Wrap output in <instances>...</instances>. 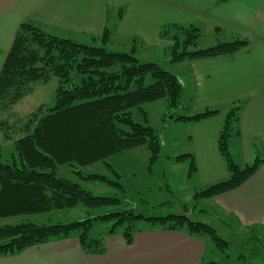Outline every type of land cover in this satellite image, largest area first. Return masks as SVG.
<instances>
[{"label": "trees", "instance_id": "16d2710c", "mask_svg": "<svg viewBox=\"0 0 264 264\" xmlns=\"http://www.w3.org/2000/svg\"><path fill=\"white\" fill-rule=\"evenodd\" d=\"M123 12L120 7L119 19ZM111 35L106 25L103 33L93 39L94 43H102L99 46L50 33L31 20L20 23L0 70V109L7 110L17 104L33 91L36 82L45 83L55 76L59 83L54 104L47 108L41 104L24 122L23 135L14 140L16 153L11 162L2 161L0 144V219L78 205L88 210L120 206L124 202L122 197L96 195L78 182L57 176L58 167H74L73 173L82 181H101L123 189L119 181L121 174L108 163L109 158L146 146L149 170H152L162 152L158 133L152 126L135 121L134 109L143 114L146 122L148 115L143 105L163 98L173 111L181 108L176 117L182 122H199L220 112L218 108H206L191 115L180 114L185 108V87L181 78L160 63L142 61L137 52L143 41L137 37L132 38L129 52L108 49L106 45ZM160 36L172 42L169 46L172 63L232 55L250 45L249 40L237 38L197 48L201 27L178 23L162 26ZM73 74L79 77V83L73 82ZM240 111L241 104L235 101L218 135V149L226 163L228 177L196 190V201L240 187L264 162L262 155L256 153L251 163L241 166L230 150L231 138L241 135ZM4 126L5 122L0 121V129ZM175 160L189 161V175L197 171L193 153L177 155ZM98 162L112 170L115 178L83 171ZM140 220L208 236L222 251L231 245L229 239L205 220L187 214L146 216L133 208H124L68 223L22 222L0 226V256L18 254L28 247L74 235L84 251L102 254L104 237L92 235L96 224L112 222L108 235L115 234L118 226H124L122 235L130 244Z\"/></svg>", "mask_w": 264, "mask_h": 264}, {"label": "crops", "instance_id": "0c3cea01", "mask_svg": "<svg viewBox=\"0 0 264 264\" xmlns=\"http://www.w3.org/2000/svg\"><path fill=\"white\" fill-rule=\"evenodd\" d=\"M120 7L124 9L121 19L118 18ZM24 20L83 43L93 42L107 25L112 32L108 44L120 47L125 43L123 47L131 50L132 38L137 37L143 41L138 52L169 47L171 40L162 38L160 30L165 24L173 23L199 26L200 37L206 36L213 43L237 38L249 40L247 49L232 55L181 62L189 67L179 77L190 85L191 102L196 100L193 113L206 108L220 110L216 116L199 122L181 121L188 130L190 148L186 153L194 154L197 166V171L188 176L198 178L197 190L228 177L217 141L225 116L235 101L241 104V135L231 138V152L240 165L251 163L256 153L264 158V0H0V70ZM170 157L175 160L176 156ZM201 200L213 204L211 211L199 209L213 225L226 220L225 228L230 230L232 222L238 220V225L247 227V232L258 229L264 233V162L240 187ZM184 214L195 215L188 210ZM145 223L134 233L130 244L122 234L107 235L102 254L84 251L74 235L28 247L18 254L0 256V264L217 262L208 256L212 246L213 253L217 249L211 246L208 236Z\"/></svg>", "mask_w": 264, "mask_h": 264}, {"label": "rangeland", "instance_id": "374dc122", "mask_svg": "<svg viewBox=\"0 0 264 264\" xmlns=\"http://www.w3.org/2000/svg\"><path fill=\"white\" fill-rule=\"evenodd\" d=\"M216 38H218V35ZM225 38L223 37V39ZM216 43V41L213 43L206 36L200 37L197 48L214 46ZM87 44L102 45L101 42L94 43L92 41H87ZM126 45L123 43L120 47H117L109 43L106 47L112 51L129 52V47H123ZM137 56L144 62L160 63L177 76L185 74L189 68L185 63L170 62V47L163 46L162 48L158 47L150 51L148 49H140L137 52ZM73 82L75 84L79 83V77L75 74H73ZM58 83L59 79L55 76H52L45 83L36 82L33 84V91L22 98L17 104L7 110L0 109V121L5 122L3 129L6 132L8 131L9 136H7L3 129H0V144L2 145L1 159L3 162L9 163L13 160V155L16 153L14 140L23 135L21 127L29 114L41 104L45 105L46 108L54 104V94ZM184 87L185 108L180 114L191 115L194 114V102L196 100L193 103L191 102L190 85L185 83ZM143 108L147 112L148 122L144 120L143 114L137 109L133 110L134 120L152 126L158 133L162 143L160 159L153 166L152 170H149V151L146 146H140L119 153L108 159V163L121 174L119 181L123 184V189L115 188L101 181H82L73 173L76 169L72 166H59L57 171V176L78 182L85 189L96 195L122 197L124 200L122 205L89 210L83 205H78L74 208L48 213L2 218L0 219V226L22 222L35 224L68 223L75 220H82L88 216H96L103 212L122 210L124 208H133L136 213L146 216L184 214L188 210L191 214L195 213L194 217L198 216L200 218L199 220L208 222L206 220L208 218L207 214L204 212L201 214L199 209L211 211L213 204L208 205L204 202L205 200L196 201L194 199V193L200 187V184L196 176H191L192 178L188 176L189 161L177 163L173 157H170L188 152L187 150H189L190 144L187 141V126L176 116L172 119L169 118L175 110L173 111L165 98L146 103L143 105ZM202 110L205 109H200L196 112ZM234 158L240 164L235 156ZM241 166H244V164ZM83 171L86 173L105 174L115 178L113 171L102 162L87 166L83 168ZM184 205L188 206L187 209ZM218 212H220L219 209ZM145 222L146 220H140L138 222L135 233L138 228H142L146 224ZM227 223L228 221L226 220L225 222L216 221L214 226L222 236L231 241L230 247L225 251L215 249L213 253L212 245L214 244L211 240L210 244L212 249L208 251V256L212 260L226 264H264V233L258 229L256 232L249 233L246 230L247 227H240L238 225V220H235L234 223L232 222L231 229L227 230L225 228L228 227ZM111 225L112 222L96 224L92 235L94 237L105 238L108 235V229ZM124 228V226H118L116 234L121 235ZM256 237L258 240L255 239Z\"/></svg>", "mask_w": 264, "mask_h": 264}, {"label": "water", "instance_id": "95a60500", "mask_svg": "<svg viewBox=\"0 0 264 264\" xmlns=\"http://www.w3.org/2000/svg\"><path fill=\"white\" fill-rule=\"evenodd\" d=\"M180 110H181V108H179L178 110L174 111V113L172 115H170L169 118L172 119L173 117H175Z\"/></svg>", "mask_w": 264, "mask_h": 264}]
</instances>
